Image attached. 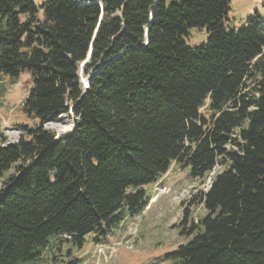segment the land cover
<instances>
[{"label": "trees", "instance_id": "trees-1", "mask_svg": "<svg viewBox=\"0 0 264 264\" xmlns=\"http://www.w3.org/2000/svg\"><path fill=\"white\" fill-rule=\"evenodd\" d=\"M92 1L0 0V74H30L22 110L37 120L16 142L0 133V178L14 167L0 189V264L106 241L173 163L193 179L223 170L173 225L189 240L149 264H264L263 24L227 31L229 0ZM203 27L206 44L186 46ZM68 113L73 131L56 138L45 125ZM194 203L206 213L196 223Z\"/></svg>", "mask_w": 264, "mask_h": 264}, {"label": "rangeland", "instance_id": "rangeland-1", "mask_svg": "<svg viewBox=\"0 0 264 264\" xmlns=\"http://www.w3.org/2000/svg\"><path fill=\"white\" fill-rule=\"evenodd\" d=\"M46 0H33L36 6ZM249 20H256L264 26V0H229V11L223 24L227 31H238L246 27ZM208 33L205 27L191 28L183 37L186 46L199 48L206 44ZM78 77L83 87L84 78L80 71ZM83 81V82H82ZM31 76L22 71L17 78L0 74V133L7 142H16L20 125L32 127L37 120L25 114L22 105L31 86ZM73 114H62L58 121L49 122L45 128L56 136L71 129ZM223 167L216 166L211 173L202 179L190 177L189 167L184 168L171 164L168 172L154 184L145 187L150 198L148 206L138 216L126 218L114 229L106 241L95 242L94 235L86 237L81 249H73L70 258L62 251V255L54 248L43 250L41 260L36 264H66L78 259L79 264H149L154 258L177 249L189 239L178 234L173 228L182 217L183 205L193 195L207 191L212 179ZM14 172V167L0 178V189L7 176ZM190 219L197 222L206 213L202 205L194 203L190 208ZM52 254L55 258L52 259Z\"/></svg>", "mask_w": 264, "mask_h": 264}, {"label": "water", "instance_id": "water-1", "mask_svg": "<svg viewBox=\"0 0 264 264\" xmlns=\"http://www.w3.org/2000/svg\"><path fill=\"white\" fill-rule=\"evenodd\" d=\"M77 4H79V5H91V4H97L98 2H96V1H92V0H74ZM147 27L145 28V32L147 31ZM145 44H146V42H145ZM144 44V45H145ZM89 57H90V50H89V52H88V54H87V56H86V59L81 63V72H82V67H83V65L88 61V59H89ZM95 75H93L92 77H88L87 78V81H86V83L85 82H83V89H84V91H86L87 90V88H88V86H89V83H90V81H91V79L94 77ZM60 136H58V138H60V137H62V136H65V135H67V134H62V133H60L59 134Z\"/></svg>", "mask_w": 264, "mask_h": 264}, {"label": "built area", "instance_id": "built-area-1", "mask_svg": "<svg viewBox=\"0 0 264 264\" xmlns=\"http://www.w3.org/2000/svg\"><path fill=\"white\" fill-rule=\"evenodd\" d=\"M73 128H74V124H73V122H72V124H71V129H70V133L73 131ZM70 133H68V134H70ZM67 134V135H68ZM66 136V135H65ZM58 138V137H57Z\"/></svg>", "mask_w": 264, "mask_h": 264}, {"label": "bare ground", "instance_id": "bare-ground-1", "mask_svg": "<svg viewBox=\"0 0 264 264\" xmlns=\"http://www.w3.org/2000/svg\"><path fill=\"white\" fill-rule=\"evenodd\" d=\"M87 79L84 78V82L86 83ZM83 82V81H82ZM65 133H70V128L66 130Z\"/></svg>", "mask_w": 264, "mask_h": 264}]
</instances>
